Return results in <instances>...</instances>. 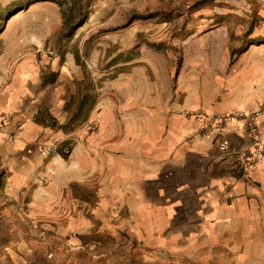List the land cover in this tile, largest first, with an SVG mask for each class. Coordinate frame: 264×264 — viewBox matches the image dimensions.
<instances>
[{"label": "rangeland", "instance_id": "374dc122", "mask_svg": "<svg viewBox=\"0 0 264 264\" xmlns=\"http://www.w3.org/2000/svg\"><path fill=\"white\" fill-rule=\"evenodd\" d=\"M78 3L80 22L69 29L53 0H0V58L75 59L86 108L104 96L119 101L121 90L168 97L183 73L234 81L244 67L264 91V73L255 74L264 71V0ZM96 128L90 122L87 131ZM64 145L70 152L71 143L58 152L67 156ZM104 182L32 203L31 189L10 195L0 173V264H264V221H249L242 241L225 247L203 240L199 221H136L127 195L104 193Z\"/></svg>", "mask_w": 264, "mask_h": 264}, {"label": "crops", "instance_id": "0c3cea01", "mask_svg": "<svg viewBox=\"0 0 264 264\" xmlns=\"http://www.w3.org/2000/svg\"><path fill=\"white\" fill-rule=\"evenodd\" d=\"M246 68L234 81L183 73L168 97L121 90L119 101L104 96L86 108L79 99L83 69L75 59L34 52L0 58L2 185L14 197L31 189L32 203L41 194L49 202L64 197L71 184L103 177L101 190L127 195L136 221H199L203 240L225 247L241 242L249 221H264V158L243 167L221 154L215 130L199 132L185 113L257 110L264 91ZM90 122L99 128L87 131ZM255 127L264 139V111ZM223 138L246 145L253 133L230 120ZM64 143H71L67 156L58 152Z\"/></svg>", "mask_w": 264, "mask_h": 264}, {"label": "built area", "instance_id": "2783aa9c", "mask_svg": "<svg viewBox=\"0 0 264 264\" xmlns=\"http://www.w3.org/2000/svg\"><path fill=\"white\" fill-rule=\"evenodd\" d=\"M264 111V103H260L257 110L243 111L233 110L223 115H210L200 111H188L186 116L193 117L199 123V132L207 133L215 130L217 133V147L224 156L236 158L243 167H248L254 161L264 158V139L258 136L255 123L258 116ZM230 120H237L247 125L253 133V139L246 145H232L223 138L227 123ZM64 153L69 152V146L64 145L61 148Z\"/></svg>", "mask_w": 264, "mask_h": 264}, {"label": "trees", "instance_id": "16d2710c", "mask_svg": "<svg viewBox=\"0 0 264 264\" xmlns=\"http://www.w3.org/2000/svg\"><path fill=\"white\" fill-rule=\"evenodd\" d=\"M59 4L62 12L63 26L72 29L80 22L82 6L78 0H53Z\"/></svg>", "mask_w": 264, "mask_h": 264}]
</instances>
